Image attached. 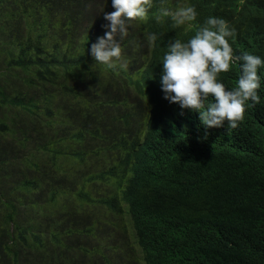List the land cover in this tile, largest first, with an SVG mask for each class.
I'll use <instances>...</instances> for the list:
<instances>
[{"label": "trees", "instance_id": "16d2710c", "mask_svg": "<svg viewBox=\"0 0 264 264\" xmlns=\"http://www.w3.org/2000/svg\"><path fill=\"white\" fill-rule=\"evenodd\" d=\"M106 3L0 0V264H80L84 258L90 264H264V126L254 121H264V113L248 108L238 127L225 121L206 129L194 111L170 123L177 113L169 106L176 103L155 99L151 116L138 115L155 149L138 160L129 189L135 220L147 237L142 258L124 250L120 221L111 222L112 235L103 237L105 223L86 224L97 240L81 230L88 206L111 199L101 188L94 190L95 199L83 201L76 186L65 188L33 174L25 160L20 170L7 171L11 154L19 160L15 153L28 148L26 121L39 127V155H52L60 174L59 137H71L74 149L95 131L119 140L122 122L135 115L125 100L111 99L97 73L85 67L90 81L77 83L71 70L77 66L74 57L84 59L72 48L81 34V15L93 13L90 5ZM191 3L200 24L210 16L232 19L218 1ZM257 24L259 30L240 27L244 35L235 54L253 52L249 40L259 42L264 34V14ZM136 50L157 89L161 44L141 43ZM236 76L233 66L221 79L228 85ZM62 210L76 225H64ZM109 239L123 246H108Z\"/></svg>", "mask_w": 264, "mask_h": 264}, {"label": "clouds", "instance_id": "9594fccd", "mask_svg": "<svg viewBox=\"0 0 264 264\" xmlns=\"http://www.w3.org/2000/svg\"><path fill=\"white\" fill-rule=\"evenodd\" d=\"M192 1L107 0L105 5H90L93 13L81 15V34L72 46L76 56L81 54L84 59L77 62L74 57L77 66L71 70L77 76V83L90 81L85 67L90 73H97L111 99L125 100L135 115L122 122L119 140H108V133L95 131L93 140L95 132L85 136L74 149L75 141L71 137H59L56 149L62 158L60 174L55 173L52 155H39L35 145L41 142L39 127L30 124L33 121H26L28 148L15 153L19 160H15L13 153L8 161L7 171L11 174L20 170L25 160L33 174L65 188L76 186L79 200L95 199L97 188L107 192L111 199H100L88 206L81 230L90 237L94 234L92 238L97 240L95 229L86 224L105 223L100 227L103 237L112 235L111 222L120 221L123 230L119 238L125 242L124 250L136 258H142L147 237L144 227L135 220L129 189L138 160L150 157L155 150L139 124L138 115L151 116L155 99L176 103L169 106L177 113L170 123L194 111L199 113L206 129L219 128L225 121L228 127L236 128L248 108L264 113V34L257 38L259 42L249 40L252 53L237 55L233 50L243 31L260 29L257 18L264 14V0H203L218 1L219 10L228 12L232 18L226 21L210 16L203 24L198 21ZM141 43L161 44L163 58L157 89L152 86L151 71L138 56L136 46ZM233 66L237 76L226 85L221 76ZM254 121L264 126L262 119ZM168 162L174 164L172 160ZM168 167L169 164H164L162 169ZM60 215L68 219L67 210H62ZM67 224H75L74 216L68 223L64 222ZM105 244L123 246L112 239ZM92 251L91 248L87 253L89 259ZM90 262L84 258L80 264Z\"/></svg>", "mask_w": 264, "mask_h": 264}]
</instances>
